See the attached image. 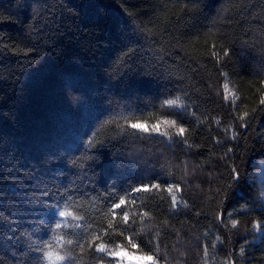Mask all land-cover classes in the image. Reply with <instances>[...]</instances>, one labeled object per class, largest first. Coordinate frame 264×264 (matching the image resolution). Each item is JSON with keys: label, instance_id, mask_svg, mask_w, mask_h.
I'll use <instances>...</instances> for the list:
<instances>
[{"label": "trees", "instance_id": "trees-1", "mask_svg": "<svg viewBox=\"0 0 264 264\" xmlns=\"http://www.w3.org/2000/svg\"><path fill=\"white\" fill-rule=\"evenodd\" d=\"M0 17V264H50L49 244L69 253L60 264H116L88 251L97 232L158 264H264V230L253 227L264 220V0H0ZM175 95L186 109L161 106ZM125 118L173 119L190 134L130 135ZM101 126L105 143L89 149ZM149 182L177 184L181 206L132 191ZM121 196L132 220L103 236ZM65 207L80 228H61Z\"/></svg>", "mask_w": 264, "mask_h": 264}, {"label": "snow or ice", "instance_id": "snow-or-ice-1", "mask_svg": "<svg viewBox=\"0 0 264 264\" xmlns=\"http://www.w3.org/2000/svg\"><path fill=\"white\" fill-rule=\"evenodd\" d=\"M129 15H132V13H129ZM0 19H3L0 17ZM3 34L0 33V41H3ZM246 43V42H245ZM211 56L218 61L221 59V53L216 51V42H213L211 45ZM23 51V50H21ZM134 49H129L128 51L124 52V56H128L129 53L133 52ZM32 52V49H29L28 51H24V55L28 56ZM231 56L230 47H223V57ZM119 63H124L123 58H119ZM259 91H264V89H258ZM222 100L227 101L229 105H234V103L239 100V97L236 95L235 92H233L229 84H225L223 87V94H222ZM162 107H167L168 109H186L187 105L183 102V99L181 95H175L173 97L167 98L165 101L162 102ZM264 108V98L259 100V110ZM239 111V108H238ZM252 111H255L252 110ZM193 115H196V113H193ZM250 111L245 110L242 112V114L238 115L236 119L240 121L242 124H246L249 120ZM197 119L199 117L196 116ZM108 123H111L109 121ZM217 127L221 125L220 120L215 121ZM101 128H98L95 132H92L90 134L91 137L87 139V147L89 149L95 148L97 144L102 145L105 142L100 139H96V137L99 136ZM120 127L123 129L124 132L134 135V134H141L144 136H153V135H159V136H168V130L169 129H175V135L178 137H184L187 139L189 137V130L182 126V124L176 120L173 119H157L155 123H149L146 120L141 119H135V120H129L125 118L124 124L120 125ZM130 130V132H129ZM225 133L228 132V129H224ZM239 133L236 130H233V134L231 135V139H236L238 137ZM218 144H222V140L216 141ZM191 148L192 145H189ZM86 158L89 160H94L95 157L90 154H86ZM233 173H236V170L233 169ZM237 179H238V174ZM167 187H165V183H142L139 186L132 189V191L135 194H143L147 195L149 193H156V192H166L168 194L169 203L170 206L175 210L178 206H181L180 200H178L177 192L181 191L179 186L177 184L172 183H166ZM45 195L48 196L50 193L45 192ZM131 203L135 205L136 200L135 198L132 199ZM128 204V199L125 196H121L117 202L113 203L111 207L104 213V219L106 220V228L102 229L103 236H108L109 230H115L119 224H129L132 220L131 214L128 210H126V206ZM175 204V206H174ZM45 207H48L49 205L45 204ZM183 207H186V203L182 205ZM52 207H56V205H52ZM59 215L64 218V223H61V228L68 226V221H75L76 223L71 224L72 228L77 229L80 228L79 221H82L84 219L83 216L76 214L72 211H69L67 207H65L64 210L59 212ZM143 217H148L149 212L145 211L141 213ZM229 214L227 212L219 213L218 219L222 223L224 227H227L226 223V216ZM239 220L233 219L231 221V229H236L239 226ZM253 227L255 229H261L264 230V220H262L260 223L254 224ZM118 235L123 236V233H118ZM63 237V239H62ZM58 244H73L72 239H66L64 236H57L56 237ZM127 239L128 243L131 245L132 248L137 249L139 245H137L132 238L125 237ZM217 240L220 241V237H217ZM222 243V241H220ZM78 243V242H77ZM86 244L90 247L88 248V251L94 250L95 252L101 253L104 256H110L115 260H118L120 264H123L125 259H128L130 261L135 260L137 261V264H158V261L154 259L153 256L145 254L144 256H130V254L125 251L124 247L121 245L119 248L116 249H110L108 245L103 242L102 235L100 232L93 233L89 240L86 241ZM81 248V252L85 250V244L79 245ZM244 249L241 248L239 255L243 256ZM69 256V253H65L64 255H61L58 251L53 250L52 244L48 245V250L46 251V259L50 262V264H60V262L64 261L65 258ZM232 264H236L235 261L232 262Z\"/></svg>", "mask_w": 264, "mask_h": 264}, {"label": "rangeland", "instance_id": "rangeland-1", "mask_svg": "<svg viewBox=\"0 0 264 264\" xmlns=\"http://www.w3.org/2000/svg\"><path fill=\"white\" fill-rule=\"evenodd\" d=\"M125 251H127V250H125ZM127 252L130 254V256H143V255H139V254L132 253V252H129V251H127ZM116 261H117L116 264H120V262L118 260H116ZM123 264H137V261H135V260L130 261L128 259H125Z\"/></svg>", "mask_w": 264, "mask_h": 264}]
</instances>
